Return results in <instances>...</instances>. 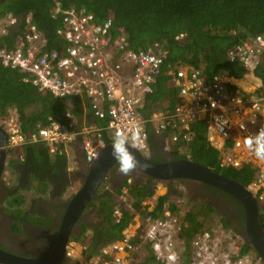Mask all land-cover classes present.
<instances>
[{"label": "built area", "instance_id": "obj_1", "mask_svg": "<svg viewBox=\"0 0 264 264\" xmlns=\"http://www.w3.org/2000/svg\"><path fill=\"white\" fill-rule=\"evenodd\" d=\"M51 16L64 23L57 29L65 43L63 49L46 47L45 34L28 13L25 27L13 45H0V62L24 72V80L54 96L84 93L91 113L106 118V123L74 128L50 118L47 124H38L27 137L16 112L8 110L0 120L8 149L15 150L25 143L40 141L48 146L50 153H61L64 152L62 144L80 135L85 159L90 162L106 144L102 135L104 129L112 136L124 129L140 132L138 151L147 153L148 121L163 137L165 148L170 149L169 144L176 143L181 151L191 139L190 120L200 114L207 116L208 138L220 152V166L238 167L251 161H244L241 150L249 134L264 128V84L254 73L256 66L264 69V32L242 40L227 51L230 59L242 62L247 69L244 77H253V87L247 93H229L227 87L231 77L225 74L208 77L202 66L178 63L174 69H168L180 96L188 95L192 99L187 111L182 106L176 108V121L174 115L171 117L161 109L152 111L149 118L143 114L146 96L153 90L162 70L164 54L159 41H153L145 48L129 47L124 28L118 26L117 32L113 31L112 17L98 21L85 7L63 6L61 0H52ZM14 23L16 17L11 12L0 15V34ZM65 115L69 116V113L65 112ZM94 134L95 137L91 136ZM247 187L264 201V163L258 164L257 176ZM121 196L125 194L122 192ZM180 212L178 208L173 211L167 207L157 215L147 213L138 226L143 244L149 245L163 264H179L183 259L186 223ZM115 214L120 216L119 209H115ZM133 237L123 231L119 238L103 244L89 264H131L123 253L139 250L141 241L133 242ZM244 245L239 235L225 231L220 224L203 226L189 239V264H264L262 257L251 249L244 250ZM72 254L67 245L66 255L71 257Z\"/></svg>", "mask_w": 264, "mask_h": 264}, {"label": "trees", "instance_id": "obj_2", "mask_svg": "<svg viewBox=\"0 0 264 264\" xmlns=\"http://www.w3.org/2000/svg\"><path fill=\"white\" fill-rule=\"evenodd\" d=\"M61 1L63 6L85 7L87 11L94 13L95 19L98 21H102L109 16L112 17L113 31L116 33L117 27L122 26L129 47L134 49L145 48L153 41L160 42L164 54L162 70L153 84V90L147 95L143 108L145 116H149L155 109L152 108V103L156 101L161 102L169 97L168 102L172 106L177 103V90L169 85V75L165 73L168 69H174V66L178 63H187L192 67L202 66L208 77L213 74L242 77L247 69L242 62L230 59L227 51L242 40L264 32V0ZM51 10L52 0H0V15L9 11L16 17V23L9 25L7 31L0 34V45H13L17 36L22 33L25 27L26 15L31 13L33 21L47 38L46 47L49 49L57 47L60 50L63 49L65 43L58 34L57 29L62 27L64 23L61 19L52 17ZM254 73L262 78L264 84L263 67L256 66ZM24 76V72L3 65L0 62V120L4 117L6 111L14 110L27 137L38 124L45 125L50 121V118L69 125L70 118L65 115V112L69 110L67 103L69 98L75 103L72 112L78 116L83 113L82 103L84 99H81L79 95L54 96L48 91L39 90L32 82L24 80ZM228 87L234 88V85L229 83ZM86 100H88L87 97ZM85 105L90 108L89 104L86 103ZM87 114L92 115L90 112H87ZM93 123L96 126H102L106 123V118L95 117ZM189 127L193 132L189 144L190 158L206 164L216 172L235 178L245 185L256 178L258 167L250 161L244 162L238 167H222L219 165L220 152L210 144L203 118H195ZM156 135L149 131V155L153 149L155 151L159 150L161 157L154 153L152 157L150 156L152 160L164 161L166 160V153L175 158L184 156L175 149L170 151L164 149L163 140H159ZM111 138H106V142L111 141ZM12 150L13 148H9L8 152L10 153ZM15 163L22 165L33 181L42 184L45 182L50 183L52 186L49 192L50 196L61 195L65 188L70 185L66 155L63 152L50 153L44 142L37 141L23 144L16 158L8 157V164L11 167ZM17 165H15L16 168H18ZM129 177H131L130 180L117 183L113 189H109V186L106 187L103 181L97 189L96 197L87 205L84 212V214L87 213V217L82 222L80 221L78 233L75 235L77 238L82 239V242L84 241L83 254L88 253V256H90L98 252L100 247L107 241L119 238L131 219L132 207L140 205L155 187L153 186L154 179L151 177ZM112 179L113 177L108 175V180ZM23 182H26V180ZM179 183L183 185L182 181H179ZM166 185H168V191L156 197L148 213L157 215L167 207L171 210L176 209L173 196L177 194L178 189L175 187L174 180L169 181ZM122 186H126L128 193L132 195V201L129 205L118 201ZM41 189L44 191L43 188ZM216 190L235 200L238 205L237 212H239L241 220H244L242 204L229 193L219 188ZM24 199V195L17 194L11 200H7L8 207L4 209L21 214L22 218H26L31 223L45 226L42 218H33L29 213H22L17 207L12 208L13 204L22 203ZM40 200L46 201L48 199L37 197L33 203ZM61 201V211L57 223H59V218L66 204L65 199H61ZM34 208L32 206L31 210H34ZM117 208L120 211L119 217L115 214ZM195 214L189 211L185 215L188 226L183 237L185 242L184 257L179 264H189V239L193 231L200 226ZM259 219L264 227V206L260 207ZM219 221L237 229L235 225L227 222L223 216L220 217ZM49 222L47 221V224ZM16 227L17 222L12 225V228ZM86 230H89V232L83 236ZM138 238L134 236L132 241L136 242ZM247 248L249 246L245 244L244 250ZM145 249L148 253L145 255L144 260L141 259L140 254L138 256L139 251H137L132 264H151L153 262L163 264L156 258L149 245ZM64 260L66 264H76V260L71 259V257Z\"/></svg>", "mask_w": 264, "mask_h": 264}, {"label": "water", "instance_id": "obj_3", "mask_svg": "<svg viewBox=\"0 0 264 264\" xmlns=\"http://www.w3.org/2000/svg\"><path fill=\"white\" fill-rule=\"evenodd\" d=\"M110 152L111 141H108L100 148L98 158L87 163V170L81 180V185L66 199L52 249L45 254L34 256L17 254L0 247V264H56L66 259L69 237L78 233L75 227L78 228L87 205L96 197L99 185L116 163ZM6 154V133L0 125V181L5 167ZM136 155L141 160L150 161L151 166L135 174L153 178V186L157 185L156 183H168L175 179L192 180L208 183L235 197L242 204L244 213L239 233L246 244L264 260V227L259 219V210L264 204L244 183L216 172L206 164L189 157L168 156L164 161H154L150 156H145L138 150Z\"/></svg>", "mask_w": 264, "mask_h": 264}, {"label": "crops", "instance_id": "obj_4", "mask_svg": "<svg viewBox=\"0 0 264 264\" xmlns=\"http://www.w3.org/2000/svg\"><path fill=\"white\" fill-rule=\"evenodd\" d=\"M124 66H126V65H124ZM165 73L169 75V78H168L169 85L173 86L177 90L176 91L177 103L172 106L168 102L169 101V97H166L161 102L156 101V102L152 103V108H155L154 110L161 109V110L167 112L166 114L171 116V117L174 115V119L177 121L178 117H177L176 108L178 106H182V108H185L186 111H187V107L191 104L190 101L192 99L188 95L187 96H184V95L180 96L178 87L175 85V83H173L170 80V74L168 73V70ZM251 80H253V77L251 75H247L245 77H244V75L242 77H231V83L234 85V87L236 89L240 90L243 93H247L248 91H251V88L253 87V85L251 83ZM227 88H228V92L229 93L238 94L237 92L233 91L232 87L231 88L227 87ZM79 96L81 97V99L85 100V101L83 100V103H82V105H83V108H82L83 113L81 114V116L75 115L72 112V108L75 107V103H74V101L70 100V98L67 99V103H68V107H69V110H68L69 116L68 117L70 118V123L69 124L72 125V127H74V128H78V127H82V126L97 127L96 124L93 123V119L95 118V116L93 114L92 115L90 114L93 117L92 118L90 115L87 114V112L91 113V110H90L88 105L87 106L85 105L86 103L89 104V101L86 100L85 94L81 93V94H79ZM146 98H147V96H146ZM145 102H146V99H145ZM145 102H144V104H145ZM150 116L151 115L149 114V116H145V117L149 118ZM197 118H203V120H205L206 133H207V136H208L207 116L198 114L196 119ZM192 121L193 120H190L189 126H190ZM147 126H148V131H150V132L152 131L153 134H157L156 136H158L157 138H159V140H163L162 139L163 137L161 136V134L160 133H156L154 131V129H153L154 125L152 127L151 123H148V121H147ZM189 130H190V127H189ZM190 132L192 133L191 134V136H192L193 132L191 130H190ZM102 135H103V137L105 139L112 137V135L110 134V132L107 129H104L102 131ZM91 136L95 137L96 134L91 135ZM190 141H191V139L186 143L185 146H183L181 151H179L180 148L177 146L176 143H170L169 144L170 149L165 148L164 142H163V146H164V149L169 150V151L175 149V151H177L179 154L184 155L182 157H189V153H190L189 144H190ZM209 142H210V140H209ZM210 144H211V142H210ZM62 148L64 150L63 153L67 157V170L69 172V177H70V175L74 176V177H72L70 179V185L65 188V190L61 193V195H56L60 199H65L66 200L79 187V186H77V182L81 183L79 181V179H76L77 173H78V171H79V169L81 167V164L82 163H88V162L85 159V155H84V152H83V149H82V137L80 135L75 137L72 141L68 142L67 144H62ZM242 148L243 149L241 151L243 152L244 161L251 160V162L254 165H256L257 167H258V164L264 163V161L257 160L255 158V156L251 152L248 151V149L244 145V141H243V144H242ZM14 151L15 150L10 152L9 154H11V155H9V156L13 157V158H16L19 155V153L21 151V148L17 149V155H16V153H14ZM141 154H143L145 156H149V152H147V153L144 152V153H141ZM51 155H53V154H51ZM173 158H175V157H173ZM16 163H15V165H16ZM14 166L11 167V168L15 170L14 171L15 175L12 176V178H15V179H5V180H3V182L7 186V188H9V191L6 193L4 199H2V201L0 203L3 211L11 212L15 216L19 217L21 214L15 212L13 210L12 211H7L4 208L8 207L7 200H11L13 197H15V195L21 194V195H24V197H25L24 201L22 203L17 204V205L13 204L14 206L12 208L17 207L18 209L21 210L22 213H24V214L29 213V215H31L33 218H37V217L42 218V220L45 222V226L48 225L47 221H52V220H55V219L58 220L57 218H54V216H52L50 213H48V214L46 213L45 214L42 211L37 210L36 208H34V210H31V204H33V201L35 199H37V197H47V198L49 197V192H50V190L52 188L51 184L48 183V182H45L43 184L42 183H37L36 181H33L31 179L29 174H28V178L26 177L24 179V177H22V175H19L18 168H16V166L15 167ZM7 168H9V169H7L8 171H11L10 165H8ZM130 176H135V173L131 174ZM142 176L143 175H140V176L136 175L135 177H142ZM10 178H11V176H10ZM130 179H131V177L125 176L123 179H116L114 182H112V180H108V182L105 183V184H106V187L109 186V189H113L114 186L117 183L128 181ZM24 180H26V182H23ZM156 184H157V186L154 187L153 191L146 196V198L141 202V204L133 206L132 209H131V219H130L128 225L125 227V229L123 231L129 233L132 237L136 236V237H140L141 238V235L138 232V226L140 225V222H141L142 218L148 213V211H150V209L152 208V206L154 204V201H155L156 197L158 195H160V194L166 193V187H164L160 183H156ZM79 185H81V184H79ZM41 188H43L44 191H42ZM71 188H73L72 192L70 191ZM124 190H125V192H124ZM27 191L30 192V193H27ZM122 192L125 194L124 197L121 196ZM118 201H120L121 203H126L127 205H129L130 201H132V195L130 193H128L126 186H122L121 187L120 195H118ZM88 215H89V213H88ZM184 221L186 223V228H187L188 223L186 222V220H184ZM16 222H17V227L16 228H12V229L15 232L19 233V232H21V224L22 223H21V221H19L17 219L15 222H13V224H15ZM33 224H36V223H33ZM38 225H40V224H38ZM200 228H202L201 225L197 228V230L200 229ZM78 230H79V226H78V228L76 227V231L77 232H78ZM88 232H89V230H86V232H85V234L83 236L88 234ZM85 240H86V238H85ZM139 241H141L140 244H139V247H138L139 250H134L133 249V250H131L129 252L123 253V256L125 258L129 259L131 264H132V261L134 260V256L137 253V251H139L138 254L141 255L142 260H144V258H145V254L146 253L144 251H145L146 244H143L144 242H142V238L141 239L138 238V241H136V242H139ZM83 242H82V239H79L76 236H71V237H69V240H68V246L70 247V249L72 250V253H73L71 259L76 260V264H89V262L91 261L92 256L94 255V254H92V255L88 256V253L87 254H83V252H82L83 247H84V243ZM86 242H87V240H86ZM147 253H148V251H147ZM183 257H184V249H183V253H182V258Z\"/></svg>", "mask_w": 264, "mask_h": 264}, {"label": "flooded vegetation", "instance_id": "obj_5", "mask_svg": "<svg viewBox=\"0 0 264 264\" xmlns=\"http://www.w3.org/2000/svg\"><path fill=\"white\" fill-rule=\"evenodd\" d=\"M158 151V152H157ZM151 150V154L155 153V155L161 157V153L159 150ZM170 156L166 153V159ZM5 165L8 166V162H5ZM17 165V164H16ZM18 166L19 175H22L24 179L28 178V173L25 171L22 165ZM117 163L113 165L108 175L113 177L112 182L116 179H123L125 176L119 174L117 171ZM87 170V163H82L81 167L77 173L76 179L80 181L84 177ZM137 174H135L136 176ZM74 177L70 175V179ZM176 181H182L183 186L186 191V195L189 198L188 200L193 203V206L196 205L195 213L201 212V214H209L214 213L220 219L221 216L225 217L227 222L232 223L237 227V229L233 228L232 226L225 225L222 222H215L214 224H210L216 227L220 224L225 231H228L232 234H237L242 239V235L239 233V229L243 224V220H241V216L239 212H237V203L232 198L228 197L221 191H218L213 186H209L208 184H204L203 182H197L192 180H181L175 179ZM174 180V181H175ZM111 182V183H112ZM163 183V182H162ZM113 184V183H112ZM167 183H164L166 185ZM168 187V185H166ZM9 191V188L4 184L3 181H0V203L2 199H4L6 193ZM54 193V192H52ZM47 198V197H46ZM48 200H40L35 201L31 204V207H35L37 210L42 211L43 213H50L54 218L59 217L61 207L60 204L62 203L61 199L56 195H52L47 198ZM196 203V204H195ZM201 208V209H200ZM191 209V208H190ZM87 217V213L83 214L80 221L82 222ZM21 221V232H15L12 229L13 222L16 220ZM57 220H52L48 223L47 226H41L38 224H33L29 222L26 218H22L21 216L17 217L11 212L3 211L0 205V247L6 249L8 251L17 253V254H24V255H42L49 252L52 247L54 240L57 236V228L58 223ZM76 231V227H75ZM56 241V240H55ZM35 256V255H34ZM56 264H66L65 260H61Z\"/></svg>", "mask_w": 264, "mask_h": 264}, {"label": "clouds", "instance_id": "obj_6", "mask_svg": "<svg viewBox=\"0 0 264 264\" xmlns=\"http://www.w3.org/2000/svg\"><path fill=\"white\" fill-rule=\"evenodd\" d=\"M181 64H184V63H181ZM68 96H65V97H68ZM244 145L248 149V151L251 152L255 156L257 160L264 161V128L259 129L254 134H249L244 140ZM140 146H141V137H140L139 131L122 129L113 134L111 138L110 154L115 160V162L117 163V166H118L117 171L119 172V174L124 175V176H130L131 174L136 173L140 170H146L151 166L150 161L141 160L136 155L137 150L140 148ZM8 155H9V152L7 148V154H6V160H5L6 163L8 162V157H9ZM95 158H98V157H93L92 159H95ZM173 203L175 204L176 201H173ZM262 203L264 204V201H262ZM175 210H177V207ZM244 243L246 244L245 241ZM247 249H251L253 252H255V250L251 248L250 246ZM68 257L69 256L66 255V259H68Z\"/></svg>", "mask_w": 264, "mask_h": 264}, {"label": "rangeland", "instance_id": "obj_7", "mask_svg": "<svg viewBox=\"0 0 264 264\" xmlns=\"http://www.w3.org/2000/svg\"><path fill=\"white\" fill-rule=\"evenodd\" d=\"M232 89L235 92H239L240 91V90L236 89L235 87L232 88ZM14 153H16V155H17V149H15ZM9 155H11V154H9ZM10 168H11V166H10ZM7 169H9V168H7V166L5 165L1 181L5 180V179H15V178H12V176L15 175V173H14L15 170L11 168V171H8ZM10 176H11V178H10ZM103 181H104V183L108 182V175H107V177H105V179ZM78 183L79 182H77V186H80L79 184H81V183H79V184ZM174 183H175V187L178 189V192H177V194H175L173 196V199H174V201H176V203H175L176 207L178 206L177 208L179 210H181L180 214L184 217L183 220H186L185 219L186 213L189 212V211L195 213L196 208H198L196 205H198V204L195 203L196 205L193 206V203H191V201L188 200L189 198L185 194L186 191H185L184 186L182 184H180L179 181H174ZM163 186L166 187V192H167L168 191V187L165 186V185H163ZM72 190H73V188H71L70 191L72 192ZM27 193H30V192L27 191ZM188 209H190V210H188ZM217 217L218 216L216 214H214V213H209V214H204L203 215L200 212V213H198V215L195 214V218L197 219V221L200 223V225L202 227L203 226H210L211 223L214 224L215 222H219L220 219H218ZM144 252L147 254L146 249H145ZM138 256H139V254H138ZM141 259H142V257H141Z\"/></svg>", "mask_w": 264, "mask_h": 264}]
</instances>
